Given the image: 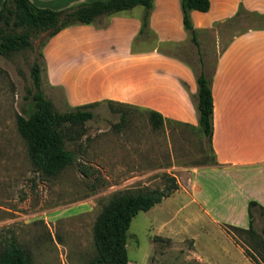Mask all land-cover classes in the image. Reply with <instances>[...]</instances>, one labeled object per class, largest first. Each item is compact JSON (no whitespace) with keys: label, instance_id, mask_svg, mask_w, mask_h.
<instances>
[{"label":"rangeland","instance_id":"obj_1","mask_svg":"<svg viewBox=\"0 0 264 264\" xmlns=\"http://www.w3.org/2000/svg\"><path fill=\"white\" fill-rule=\"evenodd\" d=\"M139 8L145 9L143 5H137L136 10ZM236 24L202 31L198 45L187 31L185 41L161 42L149 28L148 33L137 34L132 48L153 46L160 53L182 61V58L187 59L190 64L184 63L192 66L195 73L203 66L209 74L217 50L227 39L246 25L264 26V19L243 17L240 23L243 25ZM73 32L75 38L81 37L80 30ZM46 33L33 35L32 47L7 55L0 53V248L3 238L13 234L29 251L34 264H88L96 251L95 219L111 197L123 190L163 187L173 176L178 186L173 192H178L132 217L126 241L129 263L253 264L242 253L226 249L224 238L220 240L215 235L212 240L208 232L190 222L195 204L190 194L195 178L203 168L216 164L210 142L199 127L171 120L154 127L147 109L99 101L89 107L94 112L93 118L72 125L66 131L64 144L74 150L76 161L55 175L34 169L26 140L18 129L17 114L23 113L29 101L26 95L33 86L31 65L34 60L42 59L39 52ZM73 62L76 69L68 77L71 83L82 85L79 89L85 91L84 94L88 90H92L91 93L100 90L96 85L107 92L120 87L114 84L116 81L110 73L100 80L84 78L82 73L94 66L86 61V67L82 56L77 55ZM41 86L57 110L65 111L78 105H69L64 87L49 83L46 63ZM200 179L210 184V177L203 175ZM232 182L224 175L217 177L214 190L223 193ZM184 203L188 204L185 208ZM249 211L252 230L235 229L229 224L224 227L245 241L248 244L245 247L264 263V211L252 204ZM168 230H173L174 235H167ZM188 233L197 237L196 248L202 258L195 253L193 238Z\"/></svg>","mask_w":264,"mask_h":264},{"label":"crops","instance_id":"obj_2","mask_svg":"<svg viewBox=\"0 0 264 264\" xmlns=\"http://www.w3.org/2000/svg\"><path fill=\"white\" fill-rule=\"evenodd\" d=\"M31 1L38 6L60 9L90 0ZM240 3L249 11L264 13V0H210L209 9H192L191 19L199 32L198 38L206 29L217 30L220 25L215 23L232 17ZM2 4L3 0H0V7ZM136 7L100 15L91 23L69 25L52 35L43 46L49 83L64 87L69 105L110 100L157 110L164 121L199 127L192 100L197 91L196 74L192 66L186 64H190L189 61L182 58L184 63L158 52L153 46L132 48L144 11L143 8L136 10ZM242 19L236 25H243L240 24ZM222 25L232 27L234 23ZM149 28L158 41H185L187 32L183 27L180 1L154 0ZM76 30L81 31L80 40L75 38L73 31ZM219 44L217 39L216 46ZM77 55L94 66L82 73L84 78L100 80L110 73L116 81L114 84L120 87L107 92L101 85H96L102 91L91 93L92 90H88L84 94L85 91L79 89L82 85L78 87L68 77L76 69L73 61ZM105 63L112 67L106 68ZM210 74L213 97L211 149L216 164L203 168L195 178L190 194L195 203L190 222L208 232L212 240L215 235L220 240L224 238L226 249L242 253L256 264L245 254L244 247L248 244L224 226L248 228L252 222L250 201L255 202L252 206L264 211V26L246 25L232 34L217 50ZM72 96L76 97L73 99ZM203 175L210 177V184L200 179ZM223 175L233 182L223 193H217L215 178ZM187 205L184 203L182 207ZM165 233L174 235L173 230ZM190 235L195 253L202 258L196 248L197 237Z\"/></svg>","mask_w":264,"mask_h":264},{"label":"trees","instance_id":"obj_3","mask_svg":"<svg viewBox=\"0 0 264 264\" xmlns=\"http://www.w3.org/2000/svg\"><path fill=\"white\" fill-rule=\"evenodd\" d=\"M182 11V22L191 40L198 45V30L193 25L191 10L209 9L210 0H179ZM154 0H90L81 1L60 9L38 6L31 0H3L0 7V53L7 55L24 47H32V36L46 31L39 52L41 61L34 60L31 65L32 87L28 89L29 98L23 113L17 114V125L22 137L26 140L28 154L36 171L45 175H55L66 165L76 161L74 150L66 148L64 137L72 125L82 124L91 119L94 112L89 108L99 101H91L72 106L71 109L59 111L52 99L46 96L41 86L42 70L45 68L43 46L59 30L77 23H91L100 15H107L143 5L141 26L138 36L150 31L149 13ZM257 16L264 19V13L249 11L240 3L237 12L227 20L218 21L215 25L231 24L242 17ZM201 61L203 59L200 57ZM196 74L197 91L192 96L197 110L200 130L207 136L211 146L213 128V97L211 91V74L203 66ZM110 101V100H108ZM149 119L154 127L160 126L163 115L149 110ZM177 182L170 176V182L163 187L123 190L114 194L102 207L93 225L95 253L88 264H129L126 241L127 230L132 217L140 210H147L154 204L170 195ZM255 203L250 201V204ZM235 229L245 228L232 226ZM249 230L252 227L249 226ZM262 243L264 246V225L262 226ZM245 254L256 264H264L246 247ZM0 264H34L29 251L22 247L13 234L6 235L0 248Z\"/></svg>","mask_w":264,"mask_h":264}]
</instances>
